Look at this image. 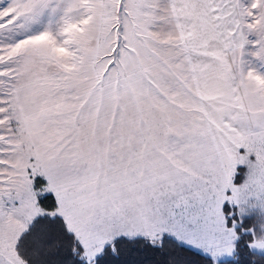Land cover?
Returning <instances> with one entry per match:
<instances>
[{"label":"snow or ice","instance_id":"obj_1","mask_svg":"<svg viewBox=\"0 0 264 264\" xmlns=\"http://www.w3.org/2000/svg\"><path fill=\"white\" fill-rule=\"evenodd\" d=\"M0 264H264V0H0Z\"/></svg>","mask_w":264,"mask_h":264},{"label":"trees","instance_id":"obj_2","mask_svg":"<svg viewBox=\"0 0 264 264\" xmlns=\"http://www.w3.org/2000/svg\"><path fill=\"white\" fill-rule=\"evenodd\" d=\"M188 259L195 260V257L189 256Z\"/></svg>","mask_w":264,"mask_h":264}]
</instances>
